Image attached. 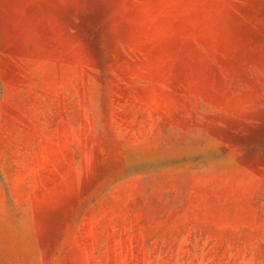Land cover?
I'll return each mask as SVG.
<instances>
[{
    "label": "rangeland",
    "instance_id": "rangeland-1",
    "mask_svg": "<svg viewBox=\"0 0 264 264\" xmlns=\"http://www.w3.org/2000/svg\"><path fill=\"white\" fill-rule=\"evenodd\" d=\"M0 264H264V0H0Z\"/></svg>",
    "mask_w": 264,
    "mask_h": 264
}]
</instances>
